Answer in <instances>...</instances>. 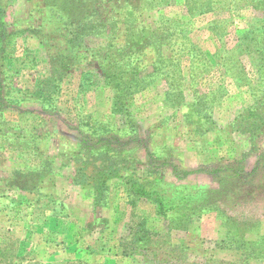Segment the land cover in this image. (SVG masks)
I'll return each mask as SVG.
<instances>
[{"label": "rangeland", "instance_id": "1", "mask_svg": "<svg viewBox=\"0 0 264 264\" xmlns=\"http://www.w3.org/2000/svg\"><path fill=\"white\" fill-rule=\"evenodd\" d=\"M260 120L264 0H0V264H264Z\"/></svg>", "mask_w": 264, "mask_h": 264}, {"label": "trees", "instance_id": "2", "mask_svg": "<svg viewBox=\"0 0 264 264\" xmlns=\"http://www.w3.org/2000/svg\"><path fill=\"white\" fill-rule=\"evenodd\" d=\"M112 71L108 72V77H113L116 75V73H118ZM120 106H122V103ZM254 110L255 108L247 109L246 110L247 115L245 117H249V118H251L252 116L255 117L256 113L254 112ZM246 127H250V129L246 131L249 132L250 143L252 145H255L254 140L258 138L259 132H264V121L260 120V122L258 123L255 121H250L248 122V125ZM253 127H255V129ZM114 175L118 176V174H114ZM107 176H108L107 171L96 170L88 173L77 169L71 176V179L73 178L72 179L73 183L86 187L87 190L89 191L91 190L92 192L96 193L95 195L97 196L104 188L103 186L106 185L105 181ZM124 180L127 181L126 183L130 184V186L132 187V191H134L135 194H137L138 196H141L142 198H148L153 201H158V204L161 205L158 211H160V209L169 210L173 208L192 207L201 202L203 204L211 205L212 203H215L220 198H222V196H224L223 193L221 192V190L225 187L224 179H222V183H219L220 185L218 184L219 186V187L217 186L218 188L212 187L210 189L204 190L203 192L202 190L201 191L194 190L191 193H189L190 191L188 192L186 191L185 193L179 190H188V189H177V186H169L168 191L170 192V194H166L167 189H160L161 186L163 188H166L167 183L165 181H161L160 179H157V177L152 179L151 181H148L147 186L146 185L143 186L142 184H139L135 179L132 178H125ZM162 190H165V192ZM187 194L190 195V200H186ZM173 199H177V202H174Z\"/></svg>", "mask_w": 264, "mask_h": 264}, {"label": "crops", "instance_id": "3", "mask_svg": "<svg viewBox=\"0 0 264 264\" xmlns=\"http://www.w3.org/2000/svg\"><path fill=\"white\" fill-rule=\"evenodd\" d=\"M43 264H52V263H49V261H45Z\"/></svg>", "mask_w": 264, "mask_h": 264}]
</instances>
